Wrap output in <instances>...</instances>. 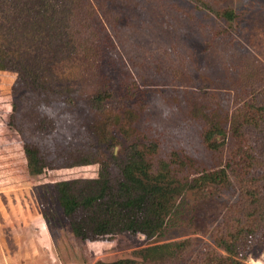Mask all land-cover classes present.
Segmentation results:
<instances>
[{
  "label": "rangeland",
  "instance_id": "rangeland-1",
  "mask_svg": "<svg viewBox=\"0 0 264 264\" xmlns=\"http://www.w3.org/2000/svg\"><path fill=\"white\" fill-rule=\"evenodd\" d=\"M244 189L264 0H0V264H264Z\"/></svg>",
  "mask_w": 264,
  "mask_h": 264
},
{
  "label": "trees",
  "instance_id": "trees-1",
  "mask_svg": "<svg viewBox=\"0 0 264 264\" xmlns=\"http://www.w3.org/2000/svg\"><path fill=\"white\" fill-rule=\"evenodd\" d=\"M218 134H219V131L217 130V128L215 126L209 127V129L206 132V135L204 136V141L206 142L207 147H209L211 149L218 148V145L216 144V141H215V137ZM236 163L237 164H235V166H238V169H239V167L240 168L245 167V164H247V162L245 160H242V162L237 161ZM227 165L231 167L233 172H237V169L233 166V162L232 163L228 162ZM242 194H243V196H248V198L251 197V204L252 205H257V206L260 205L261 207H263L262 210L258 211V213L256 210H254V212L252 211V216L257 215L259 220H261V222H262L264 220V205L261 204L260 199L256 196L254 191H250L248 189H244V193H242ZM261 200H262V198H261ZM259 227H260V224L258 221L257 227H256L257 231L259 230ZM220 245L226 252H228V255L225 257H222L221 259L219 258L218 259L219 264H246L244 262L245 258L243 257V255L241 253L239 254L238 257H234V254H237L238 252H236V250L234 249L235 246L233 243H229V244L228 243H221ZM126 262H127V260L118 259V260H115V261H112L109 263H106L103 261H98L94 264H127Z\"/></svg>",
  "mask_w": 264,
  "mask_h": 264
}]
</instances>
